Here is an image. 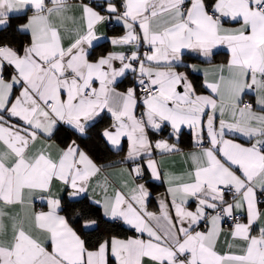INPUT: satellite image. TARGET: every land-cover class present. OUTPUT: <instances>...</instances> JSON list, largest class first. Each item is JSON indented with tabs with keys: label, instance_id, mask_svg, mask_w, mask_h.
I'll return each mask as SVG.
<instances>
[{
	"label": "snow or ice",
	"instance_id": "obj_1",
	"mask_svg": "<svg viewBox=\"0 0 264 264\" xmlns=\"http://www.w3.org/2000/svg\"><path fill=\"white\" fill-rule=\"evenodd\" d=\"M112 19L122 33H99ZM9 29L28 40L0 43V264H264V0H0V39ZM105 114L101 137L128 145L119 184L113 163L52 142ZM165 127L176 143L153 141ZM156 151L187 168L162 174ZM149 181L167 185L158 212ZM102 223L134 235L90 242Z\"/></svg>",
	"mask_w": 264,
	"mask_h": 264
},
{
	"label": "trees",
	"instance_id": "obj_2",
	"mask_svg": "<svg viewBox=\"0 0 264 264\" xmlns=\"http://www.w3.org/2000/svg\"><path fill=\"white\" fill-rule=\"evenodd\" d=\"M24 20H14L13 26L16 24H22L24 23ZM123 31L122 27L117 26H110L109 27V35H119ZM21 40H23L24 43L27 42L28 37H20L17 34V38L15 41H12V30L9 29L6 33L2 34V39H0V43H8L11 41V46L20 48L21 47ZM103 47H98L95 50V55L103 54L105 51L109 50L110 46L109 43L104 42L102 43ZM224 55H219L215 58V61L219 60H225ZM188 61H195V60H188ZM194 84L196 85L198 90H203L201 87L202 83V77L197 74H190ZM126 83V82H123ZM125 86V85H124ZM110 124V119L107 116H104L102 120H99L95 124L94 127H91L88 130L87 138H81L76 133L68 129L66 126L60 127L59 130L54 134V138H56L59 142L67 144L71 140L75 139L78 141V143L83 146L91 155L92 157L101 164L109 163L114 160L120 159L124 152L119 151L115 152L110 149V146L107 145L105 140L101 137L100 133L104 128H106ZM184 147H188L187 143H184ZM80 205L76 204L74 201L72 203V206L68 207V210L66 212H63L65 215L71 217L74 214V211L79 209ZM100 213H94L92 218H99ZM110 228V231L105 230V226L102 223L101 228L97 233H93L90 236V242H95L97 239H103L108 236H116V237H129L133 235V232L128 230L125 226H120L119 223L111 224L108 226Z\"/></svg>",
	"mask_w": 264,
	"mask_h": 264
},
{
	"label": "crops",
	"instance_id": "obj_3",
	"mask_svg": "<svg viewBox=\"0 0 264 264\" xmlns=\"http://www.w3.org/2000/svg\"><path fill=\"white\" fill-rule=\"evenodd\" d=\"M85 2H87V0H85ZM30 14L31 13H29V15ZM110 26L121 27L119 24H117L115 19L106 20L104 23H102L101 25L98 26L99 33H103V34H106L107 36L111 37L109 35V32H108ZM113 36H115V35H113ZM101 43H104V41H101ZM109 46H110L109 49H111L112 46L110 44H109ZM225 60H226V58H225ZM225 60H219V61H216L214 63H216V64L224 63ZM187 62L196 63V64L200 63V61H198V60L187 61ZM180 70H183V69H180ZM9 71H10V69L8 71H6V73H5L6 78L8 76V72ZM197 75H199V74H197ZM190 79H192L191 76H190ZM202 80H203V77H202ZM123 82H126V83H123ZM123 82L119 85V89L121 91L125 90L129 86H132V77H131V75H129L126 79H124ZM198 91L203 92V90H198ZM245 99L254 101V97H252L251 95L245 96ZM104 116H107L110 119V116L108 114H105ZM110 123H111V119H110ZM170 132H171L170 127H165L163 129V131H161V133L158 136L157 135H153L152 139H153V141H155L156 139L163 138V139H167L169 141V143H176V139L174 137H170L169 136ZM73 140H75V139H73ZM75 141L78 143L77 140H75ZM52 142L54 144H56V145H59V147H61V148L66 147L70 143V142H68L67 144H65V143L59 142L56 138H54V136H53ZM184 143L185 144L187 143L188 147H184ZM178 146L181 149L184 150V153H187L189 150H191L193 148L192 134L186 127L184 129H182V132H181L180 137H179ZM80 147L82 149H84L86 152H88L83 146L80 145ZM127 147H128V145H127V141L125 139V140L122 141V146H121V150H120V151L124 152L123 156L125 155V153L127 151ZM88 154L92 157V155L89 152H88ZM121 158L117 159V160H114L112 162H109V163H105V164L98 163L94 158H93V160L98 165H106V164L113 163L114 166L111 167V168H107L105 171H107L111 175L112 179L117 184H119L123 179H127L128 178L126 176H122L121 175V170L123 168L127 167L128 163H130V162H126L125 164L115 163V162L121 160ZM154 158H156L159 161L161 169H162V174L174 173V174L179 175L181 172H183L187 168V165L184 162V157H183L182 153H173V154L161 155L158 151H156L154 153ZM148 187H149V189H150V191L152 193V198H151L150 203H149V210L150 211H154V212H158L159 204H158V201L156 199V196H157V194L164 193L166 191L167 185L166 184H162L160 181H149ZM55 190L56 189L54 188V191ZM35 207H36V210H45V211L47 210L46 205H42L39 202L35 205ZM259 207L261 208L262 211H264V204H261ZM61 214L65 215L63 212ZM241 222H246V219L244 217H241ZM230 226H231L230 224L225 223L224 224L225 230L230 228ZM253 234H256V232H254ZM133 235H134V233H133ZM133 235H131V236H133ZM118 238L127 239L128 237H118Z\"/></svg>",
	"mask_w": 264,
	"mask_h": 264
}]
</instances>
